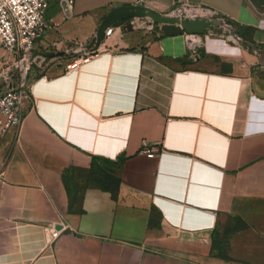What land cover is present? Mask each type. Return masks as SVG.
Wrapping results in <instances>:
<instances>
[{
  "label": "crops",
  "instance_id": "obj_1",
  "mask_svg": "<svg viewBox=\"0 0 264 264\" xmlns=\"http://www.w3.org/2000/svg\"><path fill=\"white\" fill-rule=\"evenodd\" d=\"M186 2L241 36L211 27L191 49L189 33L122 22L93 45L116 7ZM47 22L25 71L0 41V93L26 94L21 126L0 124V264H264V67L241 44L264 48V11L51 0Z\"/></svg>",
  "mask_w": 264,
  "mask_h": 264
},
{
  "label": "built area",
  "instance_id": "obj_2",
  "mask_svg": "<svg viewBox=\"0 0 264 264\" xmlns=\"http://www.w3.org/2000/svg\"><path fill=\"white\" fill-rule=\"evenodd\" d=\"M51 0H0V41L2 45L20 55L17 66L24 71L29 68L34 58L33 49L37 40L41 39L47 29V12ZM66 10L71 9L74 0H60ZM163 16L176 19H221V14L212 8L190 2L177 4L159 11ZM136 27L145 26L154 29L155 23L144 18L133 19ZM126 23V22H125ZM142 23V24H140ZM141 25V26H140ZM111 28V27H110ZM110 28L106 31L108 35ZM191 35V34H190ZM191 49L192 38H189ZM94 55L75 58L68 70L78 68ZM24 89L10 88L0 93V124L5 130L17 129L21 126L24 113ZM149 156H154L155 149H145Z\"/></svg>",
  "mask_w": 264,
  "mask_h": 264
},
{
  "label": "water",
  "instance_id": "obj_3",
  "mask_svg": "<svg viewBox=\"0 0 264 264\" xmlns=\"http://www.w3.org/2000/svg\"><path fill=\"white\" fill-rule=\"evenodd\" d=\"M140 18H151L154 23L161 25V29L165 35L172 36L182 34L184 32L189 34H204L208 29L213 26H223L225 23L223 19H176L169 18L161 15L157 11L144 6L142 4H135L131 6H119L111 10L101 22L96 37L93 40V45L96 44L98 47L102 44L106 31L113 25L126 22L124 29L127 31L136 30V25L133 19ZM227 20V19H226ZM228 25L231 28L233 37H236L237 28L236 24L227 20ZM235 43V41H232ZM45 57H57L65 55L64 51L61 52H47L43 54ZM57 229H61V226H57Z\"/></svg>",
  "mask_w": 264,
  "mask_h": 264
},
{
  "label": "trees",
  "instance_id": "obj_4",
  "mask_svg": "<svg viewBox=\"0 0 264 264\" xmlns=\"http://www.w3.org/2000/svg\"><path fill=\"white\" fill-rule=\"evenodd\" d=\"M223 19V22L225 23V25H227L228 27H230L228 25V21L224 18H221ZM236 28H237V34H236V37L239 39V37L241 36V26L239 24L236 23ZM243 38L244 39H247L245 37V35H243ZM241 41V40H240ZM241 44L246 47V48H249L251 51H258V53L260 54L261 56V62H262V65L264 67V48L260 45H257L255 42H252V41H241ZM263 76H264V71H263ZM214 239L216 241H219V237H218V234L215 235Z\"/></svg>",
  "mask_w": 264,
  "mask_h": 264
},
{
  "label": "rangeland",
  "instance_id": "obj_5",
  "mask_svg": "<svg viewBox=\"0 0 264 264\" xmlns=\"http://www.w3.org/2000/svg\"><path fill=\"white\" fill-rule=\"evenodd\" d=\"M252 1L256 5V7H258L262 11H264V0H252ZM144 20L149 21V22H154L151 18H144ZM120 23H122V22H120ZM140 24H142V23H140ZM146 25H148V22L145 24V26H141V25L140 26L143 27V29H148L146 27ZM158 26H159V24L155 23V27L158 28ZM214 27L215 26H213V28L211 29L213 34L217 35V34H221V33H225L226 32L227 37H230L231 31H229L228 29H227V31H224L223 29H220V28H217V27L214 28ZM31 66H32V63H31ZM21 71H24V70L21 69ZM14 88H17V89H21L22 88V89H24L25 88V84H24V82H20L19 86L18 87H14Z\"/></svg>",
  "mask_w": 264,
  "mask_h": 264
},
{
  "label": "bare ground",
  "instance_id": "obj_6",
  "mask_svg": "<svg viewBox=\"0 0 264 264\" xmlns=\"http://www.w3.org/2000/svg\"><path fill=\"white\" fill-rule=\"evenodd\" d=\"M190 38H192V40H193V45L201 43V41H202V35L201 34H191Z\"/></svg>",
  "mask_w": 264,
  "mask_h": 264
}]
</instances>
